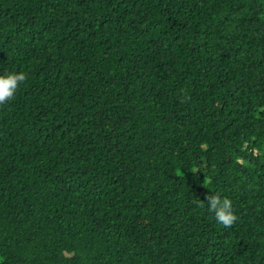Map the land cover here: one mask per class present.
Listing matches in <instances>:
<instances>
[{
    "label": "trees",
    "instance_id": "obj_1",
    "mask_svg": "<svg viewBox=\"0 0 264 264\" xmlns=\"http://www.w3.org/2000/svg\"><path fill=\"white\" fill-rule=\"evenodd\" d=\"M20 71L0 264H264V0H0Z\"/></svg>",
    "mask_w": 264,
    "mask_h": 264
},
{
    "label": "clouds",
    "instance_id": "obj_2",
    "mask_svg": "<svg viewBox=\"0 0 264 264\" xmlns=\"http://www.w3.org/2000/svg\"><path fill=\"white\" fill-rule=\"evenodd\" d=\"M27 79L25 72H8L0 75V105L6 104L16 94L19 86ZM208 202V211L214 213L218 223L225 227H231L237 220V216L232 209V201L219 195H206L204 198Z\"/></svg>",
    "mask_w": 264,
    "mask_h": 264
}]
</instances>
